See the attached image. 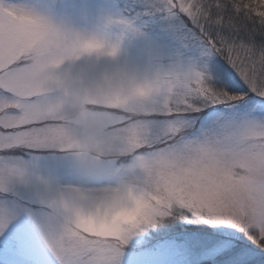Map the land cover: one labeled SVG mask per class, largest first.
I'll return each mask as SVG.
<instances>
[{
  "label": "snow or ice",
  "instance_id": "snow-or-ice-1",
  "mask_svg": "<svg viewBox=\"0 0 264 264\" xmlns=\"http://www.w3.org/2000/svg\"><path fill=\"white\" fill-rule=\"evenodd\" d=\"M0 264H264V0H0Z\"/></svg>",
  "mask_w": 264,
  "mask_h": 264
},
{
  "label": "rangeland",
  "instance_id": "rangeland-1",
  "mask_svg": "<svg viewBox=\"0 0 264 264\" xmlns=\"http://www.w3.org/2000/svg\"><path fill=\"white\" fill-rule=\"evenodd\" d=\"M32 2L40 3L41 0H32ZM85 2L95 7H108L111 4L118 2V0H85ZM119 2H122V0H119Z\"/></svg>",
  "mask_w": 264,
  "mask_h": 264
}]
</instances>
